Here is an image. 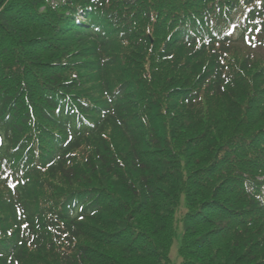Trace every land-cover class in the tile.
I'll return each instance as SVG.
<instances>
[{"label":"trees","instance_id":"trees-1","mask_svg":"<svg viewBox=\"0 0 264 264\" xmlns=\"http://www.w3.org/2000/svg\"><path fill=\"white\" fill-rule=\"evenodd\" d=\"M214 19L264 40V0H0V264L167 261L182 205L181 264H264V50Z\"/></svg>","mask_w":264,"mask_h":264},{"label":"rangeland","instance_id":"rangeland-1","mask_svg":"<svg viewBox=\"0 0 264 264\" xmlns=\"http://www.w3.org/2000/svg\"><path fill=\"white\" fill-rule=\"evenodd\" d=\"M261 125H258L256 128H258ZM186 175V174H184ZM186 208H184V205L180 206L177 208V211L175 212V220H176V230H177V235L173 238L172 240V246L170 252H168V260L166 261L164 259V256L160 258L159 261H156V264H181L184 261V257L181 256L180 254V249L182 246L181 243V238L184 235V228H183V223L182 220L184 218V215L186 213ZM158 251L160 256H161V251L159 248L154 249V252ZM215 252H213V255Z\"/></svg>","mask_w":264,"mask_h":264}]
</instances>
